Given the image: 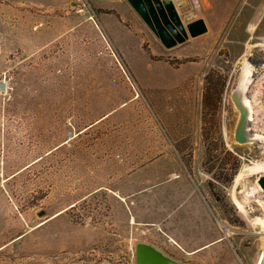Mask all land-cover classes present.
I'll use <instances>...</instances> for the list:
<instances>
[{
	"label": "rangeland",
	"instance_id": "obj_1",
	"mask_svg": "<svg viewBox=\"0 0 264 264\" xmlns=\"http://www.w3.org/2000/svg\"><path fill=\"white\" fill-rule=\"evenodd\" d=\"M183 3L207 30L171 48L126 0L22 3L10 36L3 4L0 264H134L139 241L264 264V139L234 142L232 100L245 69L264 134V0Z\"/></svg>",
	"mask_w": 264,
	"mask_h": 264
},
{
	"label": "water",
	"instance_id": "obj_2",
	"mask_svg": "<svg viewBox=\"0 0 264 264\" xmlns=\"http://www.w3.org/2000/svg\"><path fill=\"white\" fill-rule=\"evenodd\" d=\"M148 28L166 48L186 40L189 36L196 37L206 32L204 19L197 18L184 24L178 14V8L183 1L176 4L171 0H126ZM232 100L239 115L234 128V142L244 143L253 138L248 128L249 112L242 95L238 90L232 93ZM264 189V174L257 180ZM42 212H38L41 215ZM134 264H199L175 259L167 255L162 249L150 243L139 241L134 245Z\"/></svg>",
	"mask_w": 264,
	"mask_h": 264
},
{
	"label": "crops",
	"instance_id": "obj_3",
	"mask_svg": "<svg viewBox=\"0 0 264 264\" xmlns=\"http://www.w3.org/2000/svg\"><path fill=\"white\" fill-rule=\"evenodd\" d=\"M64 1H66V0H1L2 3L0 2V9H1V7H3V4H4V7H6V5H7L10 8L6 9V10H9L10 12L12 11L11 14L9 15V17L11 16V17L14 18V20L12 22H10V21L8 22V30H9V32H8L9 35L8 36H10L11 33L12 34L16 33L15 32L16 31V19H15V17L17 15V5L22 4V3H26L27 5H31L32 7L40 8V7H44V6L48 5L49 3H51L52 4L51 6L58 7L59 4L61 2H64ZM1 25H3V23H2L1 15H0V30H1ZM14 39H15V37H14ZM165 224H168V227H170L169 231H167V232L169 234L168 235L169 239L172 241V219H170L168 221V223H165ZM214 240L212 239L208 243H206V244H204V245L192 250L190 253H195L199 249H203L205 247H209L210 244L214 242ZM160 248L167 255L173 257L172 256V251H170V250L168 251L166 249V247H163V246H161ZM197 261L202 263V264L204 263V261H202V260H197Z\"/></svg>",
	"mask_w": 264,
	"mask_h": 264
},
{
	"label": "bare ground",
	"instance_id": "obj_4",
	"mask_svg": "<svg viewBox=\"0 0 264 264\" xmlns=\"http://www.w3.org/2000/svg\"><path fill=\"white\" fill-rule=\"evenodd\" d=\"M247 74H248L247 71L244 69L242 74H241V78H240V80L237 83V86H236L235 90H238V92H240V94L242 95V98H243L244 103L246 104V106L248 108V112H249V115H250L248 120H250L251 114L253 112V108L251 106V102L249 101L250 99H248L245 96V90L248 87V83H249L248 82V78H247ZM252 136L255 139H264V134L259 133V132H254L252 134Z\"/></svg>",
	"mask_w": 264,
	"mask_h": 264
},
{
	"label": "built area",
	"instance_id": "obj_5",
	"mask_svg": "<svg viewBox=\"0 0 264 264\" xmlns=\"http://www.w3.org/2000/svg\"><path fill=\"white\" fill-rule=\"evenodd\" d=\"M171 1H172V3L176 4V2H178V1L186 2L187 0H171Z\"/></svg>",
	"mask_w": 264,
	"mask_h": 264
},
{
	"label": "trees",
	"instance_id": "obj_6",
	"mask_svg": "<svg viewBox=\"0 0 264 264\" xmlns=\"http://www.w3.org/2000/svg\"><path fill=\"white\" fill-rule=\"evenodd\" d=\"M231 179H232V176L229 177V180H231Z\"/></svg>",
	"mask_w": 264,
	"mask_h": 264
}]
</instances>
